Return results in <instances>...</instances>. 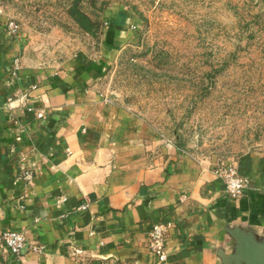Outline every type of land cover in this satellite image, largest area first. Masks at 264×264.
Instances as JSON below:
<instances>
[{
    "label": "crops",
    "instance_id": "1",
    "mask_svg": "<svg viewBox=\"0 0 264 264\" xmlns=\"http://www.w3.org/2000/svg\"><path fill=\"white\" fill-rule=\"evenodd\" d=\"M102 19L99 54L58 59L0 8V233L42 247L14 255L0 245V264H161L146 246L161 221L162 264L237 258L235 230L264 252V150L232 163L249 183L227 196L215 161L162 139L105 92V70L137 38L139 18L118 6Z\"/></svg>",
    "mask_w": 264,
    "mask_h": 264
},
{
    "label": "rangeland",
    "instance_id": "2",
    "mask_svg": "<svg viewBox=\"0 0 264 264\" xmlns=\"http://www.w3.org/2000/svg\"><path fill=\"white\" fill-rule=\"evenodd\" d=\"M118 6L139 26L105 70L107 94L199 160L264 150V0H0L58 59L99 54L102 12Z\"/></svg>",
    "mask_w": 264,
    "mask_h": 264
},
{
    "label": "built area",
    "instance_id": "3",
    "mask_svg": "<svg viewBox=\"0 0 264 264\" xmlns=\"http://www.w3.org/2000/svg\"><path fill=\"white\" fill-rule=\"evenodd\" d=\"M14 28V23L9 22ZM37 116L42 115V111L36 113ZM214 173L219 176L224 184V192L231 198H238L243 190L248 186V178L240 175L237 168L232 163H222L216 165ZM29 174H27L28 176ZM168 222H157L153 224L147 233L146 246L147 249L155 255L158 263L167 261V251L165 245V237L169 227ZM0 245L9 250L14 255H19L23 250L30 249L33 252L41 253L42 247L34 242L29 241L25 234L19 231H3L0 233ZM82 250L76 248L73 253H80Z\"/></svg>",
    "mask_w": 264,
    "mask_h": 264
},
{
    "label": "water",
    "instance_id": "4",
    "mask_svg": "<svg viewBox=\"0 0 264 264\" xmlns=\"http://www.w3.org/2000/svg\"><path fill=\"white\" fill-rule=\"evenodd\" d=\"M237 258L226 256L222 264H264V252L253 245L250 235L235 230Z\"/></svg>",
    "mask_w": 264,
    "mask_h": 264
},
{
    "label": "trees",
    "instance_id": "5",
    "mask_svg": "<svg viewBox=\"0 0 264 264\" xmlns=\"http://www.w3.org/2000/svg\"><path fill=\"white\" fill-rule=\"evenodd\" d=\"M110 45H111V46H115V45H116V43H113V42H112Z\"/></svg>",
    "mask_w": 264,
    "mask_h": 264
}]
</instances>
